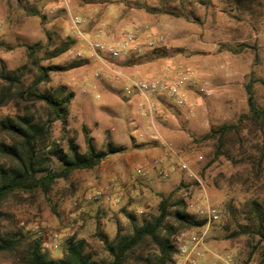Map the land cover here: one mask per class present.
Masks as SVG:
<instances>
[{
    "label": "rangeland",
    "instance_id": "374dc122",
    "mask_svg": "<svg viewBox=\"0 0 264 264\" xmlns=\"http://www.w3.org/2000/svg\"><path fill=\"white\" fill-rule=\"evenodd\" d=\"M144 4L177 6L184 15L148 12ZM74 16L85 19L79 27L85 37L77 34ZM134 19L167 36L170 49H164L168 54L148 62L154 64L155 75H164L167 64L194 73V82L186 88L187 107L175 105L166 93L150 95L157 109L152 118L145 96L123 93L130 83L126 75L146 78L151 71L148 63L138 67L140 72H129L119 60L112 63L91 50L90 42H108L105 34L96 33L99 28L118 32ZM242 45L245 48L238 53L227 49ZM29 47L39 64L58 67L43 89L67 84L75 91L69 125L76 131L82 150L86 149L84 127L95 137L98 148L111 141L125 149L95 168L59 179L48 195L10 196L0 204V229L17 225L32 235H41L49 257H61L73 235L88 239L104 253L98 232L112 238L119 223L129 222L126 211L136 213L139 221L157 213L158 194H167L182 182L185 185L180 191L191 213L197 215L192 203L220 207L225 192L219 181L223 176L242 174L245 166L224 156L215 157L212 144L201 137L212 126L236 122L248 111L245 85L249 80H255V95L264 105V84L260 81L264 80V0H0V67L4 64L15 69L29 64L32 71L28 78L32 79L37 70L30 64ZM78 52L83 56L78 57ZM84 58L88 63L73 66ZM105 61L124 72L119 81ZM201 86L212 95L200 93ZM37 109L44 112L41 103ZM16 111L12 102L0 105V120ZM52 128L53 136L58 137L60 121ZM257 134L256 140L264 145V132ZM182 164L188 169H182ZM137 167H142V174L135 173ZM163 170L170 171L169 177L161 174ZM251 182L255 184L251 185V195L256 194L255 186H260L259 194L264 196V170L259 179L251 171ZM95 189L106 190L115 200L107 201L103 196L89 200ZM254 245L256 240L246 236L226 238L222 221L212 223L199 263L221 264L223 256H230L232 264H258L264 242L258 250Z\"/></svg>",
    "mask_w": 264,
    "mask_h": 264
},
{
    "label": "trees",
    "instance_id": "16d2710c",
    "mask_svg": "<svg viewBox=\"0 0 264 264\" xmlns=\"http://www.w3.org/2000/svg\"><path fill=\"white\" fill-rule=\"evenodd\" d=\"M143 7L148 12L184 15L177 6L167 4L164 8L147 4ZM244 48L245 45L227 46L235 53ZM167 54L164 48L158 47L120 63L125 67L137 66ZM29 57L37 70L32 79L28 78L32 71L29 64L15 69H8L4 64L0 67V105L12 102L17 110L0 120V204L18 193L48 195L59 179H69L78 170L95 168L111 154L125 149L111 141L105 148H98L95 137L84 127L86 149L83 151L76 131L69 125L75 91L67 84L43 89L58 67L39 64L32 47H29ZM88 61L87 58L76 60L73 66H82ZM254 81L251 79L245 85L248 111L236 122L212 126L201 140L212 144L215 157L224 156L245 166L242 174L223 176L219 181L225 198L218 207L221 218L215 223L222 221L228 239L246 236L256 240L253 248L258 250L264 242V196L259 194L260 186H255L256 194L251 195V185H255L251 182V171L259 179L264 170V145L256 140L257 131L264 132V105L255 95ZM260 81L264 84V80ZM39 103L44 112L37 109ZM56 121L61 123L58 137L53 136ZM184 185L182 182L167 194L160 192L157 213L142 221L136 213L124 210L129 222L119 223L112 238L98 232L104 253L96 250L88 239L73 235L67 239L61 257H49L44 252L41 235H32L17 225L3 226L0 264H176V234L184 229L198 231L206 224L204 218L189 211L187 198L180 191ZM258 264H264V251Z\"/></svg>",
    "mask_w": 264,
    "mask_h": 264
},
{
    "label": "built area",
    "instance_id": "2783aa9c",
    "mask_svg": "<svg viewBox=\"0 0 264 264\" xmlns=\"http://www.w3.org/2000/svg\"><path fill=\"white\" fill-rule=\"evenodd\" d=\"M73 24L81 37L82 31L79 28L80 25L85 23V19L80 16L73 17ZM98 35L105 34L108 42L93 43L90 42L89 46L93 53L100 58H109L110 62L114 60L128 59L134 56L144 54L145 52L163 47L170 49L165 33L158 30L156 27L150 25L147 22L140 20H131L126 25L122 26L118 32H112L106 28H99L96 32ZM78 57H82V52L77 53ZM105 61V64L110 67L113 73L116 75L117 81L121 78V74L124 72L121 69H117L110 62ZM99 75V74H97ZM129 77L130 83L127 84L123 93L126 96L140 95L145 96L149 101V113L153 118L157 109L150 100V95L168 94L171 101L179 107H187L189 104V96L186 91L188 85L194 82V73L187 68L176 69L171 64H167L164 67V75H149L146 78H132ZM200 93H204L206 96H211L212 92L205 86L199 88ZM158 138V136H155ZM158 163V161L156 162ZM182 169H188L186 164L181 165ZM135 173L140 175L143 173L142 167H137ZM161 174L164 177H169L170 171L163 170ZM105 197L107 201L115 200L108 194L106 190L95 189L88 195L89 200H98ZM192 208L196 209V213L199 217L206 220L202 231L181 230L175 236V242L177 251L175 254L176 264H200L199 260L205 253V235L207 228L210 224L215 223L221 218V211L219 208L211 203L196 205L191 204ZM56 239H53L54 243ZM57 247V244L55 245ZM221 264H232L230 256H223L221 258Z\"/></svg>",
    "mask_w": 264,
    "mask_h": 264
},
{
    "label": "crops",
    "instance_id": "0c3cea01",
    "mask_svg": "<svg viewBox=\"0 0 264 264\" xmlns=\"http://www.w3.org/2000/svg\"><path fill=\"white\" fill-rule=\"evenodd\" d=\"M148 66L147 67H151V68H148V69H150L151 71H149V72H147V75L149 76V75H153L154 73H155V71H154V69L152 68V66H154V64L153 63H148L147 64ZM140 65H137V66H133V67H127V70L129 71V72H133V71H135V72H140L138 69V67H139ZM134 69V70H133Z\"/></svg>",
    "mask_w": 264,
    "mask_h": 264
}]
</instances>
